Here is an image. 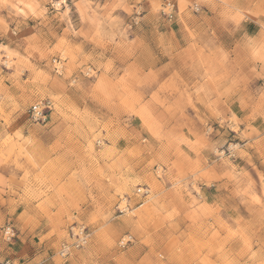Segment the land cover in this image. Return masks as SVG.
I'll list each match as a JSON object with an SVG mask.
<instances>
[{"label":"rangeland","instance_id":"obj_1","mask_svg":"<svg viewBox=\"0 0 264 264\" xmlns=\"http://www.w3.org/2000/svg\"><path fill=\"white\" fill-rule=\"evenodd\" d=\"M247 1L0 0V260L264 264V0ZM248 12L249 42L214 45Z\"/></svg>","mask_w":264,"mask_h":264},{"label":"built area","instance_id":"obj_2","mask_svg":"<svg viewBox=\"0 0 264 264\" xmlns=\"http://www.w3.org/2000/svg\"><path fill=\"white\" fill-rule=\"evenodd\" d=\"M173 7H171L170 12L168 13V16L172 17L173 14ZM53 103L50 99H41L37 101L35 104H33L29 109V116L32 120L38 121V122H45L47 120L48 113L52 110ZM84 229L79 230L78 234V242L76 243V247H79L83 245L86 241V235L84 234ZM5 234L8 235L9 238L12 237L14 234V230L11 226H8L5 229ZM70 250V245L64 243L61 249V253L63 255H66ZM0 264H14V262L11 261V259H3L0 260Z\"/></svg>","mask_w":264,"mask_h":264},{"label":"crops","instance_id":"obj_3","mask_svg":"<svg viewBox=\"0 0 264 264\" xmlns=\"http://www.w3.org/2000/svg\"><path fill=\"white\" fill-rule=\"evenodd\" d=\"M247 9L249 10L250 9V1L248 0L247 1V5H246ZM246 16H242V18H240L238 20L239 22V26H237V30L236 31H233L231 33H226L227 37L226 38H235L236 42L234 41L232 44L230 45H227V43L224 41V39L222 38H214V45L216 46H220L222 48H227V46H229V48H231L233 46V44L237 47V46H240L241 45V42L243 40H246V43L249 42L250 40V12H248V14H245ZM182 20H181V17L179 16L176 20V24L177 25H180V27L182 28L183 27V24H182ZM201 27L200 23L199 24H192L190 25V29L194 30L196 32V30L198 29V27ZM240 27L242 28V30L240 31ZM185 28V26H184ZM184 33V37L186 39V45L190 44L192 39H190L189 37V34L190 32L186 31V28L185 30L183 31ZM202 32H199V34H201ZM230 35H232V37H230ZM224 46V47H223ZM249 46V45H248Z\"/></svg>","mask_w":264,"mask_h":264}]
</instances>
